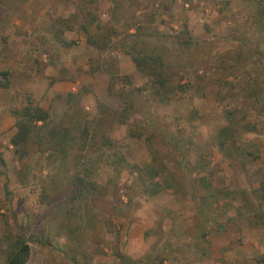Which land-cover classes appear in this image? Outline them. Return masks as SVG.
Here are the masks:
<instances>
[{
	"label": "rangeland",
	"instance_id": "obj_1",
	"mask_svg": "<svg viewBox=\"0 0 264 264\" xmlns=\"http://www.w3.org/2000/svg\"><path fill=\"white\" fill-rule=\"evenodd\" d=\"M96 6L113 32L100 53L78 30L62 34L68 47L50 35L51 19L74 12L69 0H0V70L8 80L0 86V238L10 232L48 242L30 240L25 264H73L70 256L76 264H120L116 251L133 260L156 255L162 264H264V200L255 207L264 191V0H132L115 15L110 0ZM138 25H152L167 41L185 27L197 43L190 56L167 44L174 62L167 100L123 52ZM233 37L259 51L255 61L242 62ZM238 52L241 63L219 65ZM90 58L105 69L91 68ZM109 75L115 76L111 89ZM186 80L190 88L179 90ZM121 89H138L122 121L113 116L123 112L115 96ZM69 93L88 119L100 116L95 99L102 105L109 143L85 155L91 179L104 189L89 197L94 225L78 234L68 231L84 218L53 216L42 202L40 184L50 190L54 178L44 156L17 159L9 144L10 109L28 96L57 120L69 110ZM225 125L232 133L220 151L217 130ZM153 152L164 169L160 176L130 172L128 164L142 166ZM171 178L173 191L148 192Z\"/></svg>",
	"mask_w": 264,
	"mask_h": 264
},
{
	"label": "trees",
	"instance_id": "obj_2",
	"mask_svg": "<svg viewBox=\"0 0 264 264\" xmlns=\"http://www.w3.org/2000/svg\"><path fill=\"white\" fill-rule=\"evenodd\" d=\"M74 8V12L66 17H55L51 19L48 25L50 35L63 47H68L70 42L64 40L61 36L64 32L78 30L84 35V42L92 48L93 51L100 53L111 44L110 27L101 23L96 15V0H69ZM112 3V13L114 9L123 8L124 4H131L132 0H110ZM151 21L147 19V22ZM152 25H138L134 31L130 33V39L125 44L123 52L129 56L134 69L137 72L149 77L152 85L156 87L157 96L160 100L168 99L167 85L173 75V60L167 44L172 45L177 53L190 56L192 49L197 47V43L189 32L183 27L181 30L168 36L170 40L159 39ZM243 55L242 62L246 60H254V56L259 54V51H253L242 41L236 39ZM240 52L234 59L225 58L219 61V65L227 63V68L241 63ZM255 61V60H254ZM91 68H104V63H94L93 58L89 59ZM230 62V63H229ZM190 66L194 67V63L190 62ZM226 66H224L225 68ZM105 69V68H104ZM193 77L201 81V77L197 74L196 69L191 70ZM7 71L0 70V76L4 81H0V86L7 87ZM109 89L112 88L113 79L115 76L109 75ZM190 82L185 81L180 86L179 90L190 88ZM138 89H121L115 96L123 105V112L114 111L113 116L118 120H123L131 109L132 103L136 98L135 92ZM69 110L62 113L57 119H53L47 109L42 108L34 103L30 97H26L23 104L18 108L9 110V114L14 119V132L9 138V144L14 148V153L17 159L27 157L31 152L38 153L44 156L46 165L51 167L54 174L49 180L51 189L45 183L40 184V196L42 202L47 206L48 212L53 216L64 217L67 221H76L84 218V224L75 225L76 228L69 229L68 232L78 234L79 229L92 227L95 223V214L91 212V204L89 197L95 192H101L104 187L98 185L91 179L89 171L84 166V158L89 150H93L95 145L108 146V139L104 134V125L106 117L104 116L102 105L95 99V104L98 106L100 116L93 120L77 113L71 100L74 94H68ZM232 129L229 126H222L217 130V147L220 151L225 150V138L231 135ZM227 134V135H226ZM157 154L153 152L150 162L144 163L142 166L128 164L130 172L138 171L151 180L160 176L164 171L161 165L156 164ZM117 158V157H115ZM123 160L119 157V160ZM115 161H111L114 165ZM0 164L4 161L0 155ZM158 166V167H156ZM114 168V166H113ZM117 172V170H115ZM118 173V172H117ZM17 175H22V171H18ZM114 180L112 179L113 182ZM112 185V184H111ZM176 186V181L166 179L164 184H153L148 192L156 194L159 189L173 191ZM159 190V191H158ZM51 191V192H50ZM259 201L256 204V209L264 200L263 188L259 189ZM58 194V200H54L53 193ZM112 194V189L110 191ZM113 195V194H112ZM113 203V201L111 202ZM75 240V236L71 237ZM33 240L41 245H48V242H43L39 238L25 236L23 234H11L8 232L0 238V247L4 255V264H25L29 255L28 243ZM116 261L120 264H162V260L156 255H145L140 259H130L125 254L116 251L113 253ZM73 264L77 261L73 256H70ZM264 261V260H263Z\"/></svg>",
	"mask_w": 264,
	"mask_h": 264
}]
</instances>
